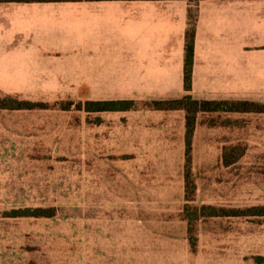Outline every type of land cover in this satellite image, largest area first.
Returning a JSON list of instances; mask_svg holds the SVG:
<instances>
[{
    "label": "rangeland",
    "instance_id": "rangeland-1",
    "mask_svg": "<svg viewBox=\"0 0 264 264\" xmlns=\"http://www.w3.org/2000/svg\"><path fill=\"white\" fill-rule=\"evenodd\" d=\"M120 71L97 91L9 95L37 106L0 110V264H264V216L201 211L264 206V113H197L187 150L185 112L153 105L182 92L125 91ZM35 209L52 216H9Z\"/></svg>",
    "mask_w": 264,
    "mask_h": 264
},
{
    "label": "crops",
    "instance_id": "crops-1",
    "mask_svg": "<svg viewBox=\"0 0 264 264\" xmlns=\"http://www.w3.org/2000/svg\"><path fill=\"white\" fill-rule=\"evenodd\" d=\"M189 23L193 61L185 92ZM120 70L129 92L264 103V0L0 3V93L61 92L71 84L97 91ZM1 122L11 138L12 121Z\"/></svg>",
    "mask_w": 264,
    "mask_h": 264
},
{
    "label": "trees",
    "instance_id": "trees-1",
    "mask_svg": "<svg viewBox=\"0 0 264 264\" xmlns=\"http://www.w3.org/2000/svg\"><path fill=\"white\" fill-rule=\"evenodd\" d=\"M80 1H131V0H0L2 2H80ZM145 1V0H141ZM146 1H162V0H146ZM196 2L200 0H195ZM190 17V16H189ZM191 18V17H190ZM189 30L185 35V49H184V64H183V90L188 92L191 83V66L193 61V28L191 23ZM125 102H90L88 103L89 112H104V111H120L126 109ZM153 105L158 110H182L185 112V144L187 150L190 147V139L194 130L195 118L197 113H211V112H231V113H264V105L250 101H205L194 100L186 95L180 99L154 101ZM37 105L26 101H20L15 97L0 94V110L14 111V110H30ZM228 164V161H225ZM187 185H190L188 183ZM201 211H208L205 216H264V206L251 207L243 211H224L218 213L215 209L210 207H202ZM10 217H51L50 210L35 209L31 213L24 211H12Z\"/></svg>",
    "mask_w": 264,
    "mask_h": 264
}]
</instances>
